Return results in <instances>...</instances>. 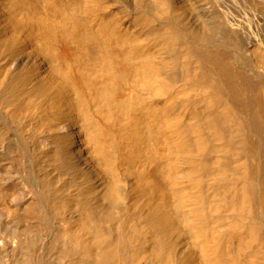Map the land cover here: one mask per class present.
<instances>
[{"label": "bare ground", "instance_id": "bare-ground-1", "mask_svg": "<svg viewBox=\"0 0 264 264\" xmlns=\"http://www.w3.org/2000/svg\"><path fill=\"white\" fill-rule=\"evenodd\" d=\"M19 38L0 264H264V0H0ZM89 95L114 104L98 131ZM141 121L163 176L128 165Z\"/></svg>", "mask_w": 264, "mask_h": 264}, {"label": "rangeland", "instance_id": "rangeland-1", "mask_svg": "<svg viewBox=\"0 0 264 264\" xmlns=\"http://www.w3.org/2000/svg\"><path fill=\"white\" fill-rule=\"evenodd\" d=\"M4 4L7 5L6 3ZM23 41H24V38L23 39L19 38L15 45L16 48H13V49L8 48L7 50L0 49V65L4 64V62L8 60V58L13 56L12 54L15 53L16 49L19 48V46H21V43ZM38 94L39 93L37 94L35 93L34 98H35V101L37 100V108L40 109V110L38 109L39 114L40 113H43V114H40L42 116L39 117L36 123L42 122L40 124H44L46 123L44 116L48 114V108L51 102L46 97L42 98V96ZM89 97H90L89 99L85 100L84 111L89 119L95 121L93 126H94L95 131H98L99 128L102 126L101 123L99 122L98 117L103 116L108 122L110 123L112 122L114 104L112 103V106H111L105 99L104 100L98 99V98L93 97L92 95H89ZM43 101L45 103H43ZM18 103L21 104V101H16L14 105H17ZM26 109L25 111H27ZM35 111L37 110L35 109ZM25 130L29 131V129H25ZM159 149H160V143L158 139L156 138L154 129L150 128L146 122L141 121L139 123V133L133 145L132 156H131V159L129 160L128 165L134 166L137 170H139L140 173H143V174H145L149 170H152L158 176H163L164 163L160 158Z\"/></svg>", "mask_w": 264, "mask_h": 264}]
</instances>
